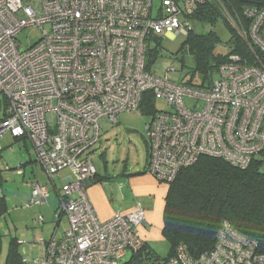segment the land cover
<instances>
[{"label": "built area", "instance_id": "2783aa9c", "mask_svg": "<svg viewBox=\"0 0 264 264\" xmlns=\"http://www.w3.org/2000/svg\"><path fill=\"white\" fill-rule=\"evenodd\" d=\"M206 1L0 0V94L8 101L0 136H26L52 181L72 171L58 190L67 228L42 241L37 264H123L141 250L147 210L137 205L100 220L87 185L97 173L89 149L100 140L101 119L117 124L120 113L139 110L147 91L173 107L146 125V168L158 181L171 183L201 155L241 168L264 161V7L245 9L251 23L241 34L252 60L232 55L210 88L184 84L173 65L160 71L158 59L149 60L151 39L187 35ZM28 27L42 36L21 50L16 37ZM29 185L27 205L44 202L50 187ZM219 226L212 249L193 257L181 245L167 264H264L258 240L229 221Z\"/></svg>", "mask_w": 264, "mask_h": 264}, {"label": "trees", "instance_id": "16d2710c", "mask_svg": "<svg viewBox=\"0 0 264 264\" xmlns=\"http://www.w3.org/2000/svg\"><path fill=\"white\" fill-rule=\"evenodd\" d=\"M247 7L263 8L264 0H209L199 5L191 18L209 25L210 29L196 31L193 24L185 35L187 40L182 49L192 54L195 65L187 72L190 75L188 79H185L187 75L181 77L184 84L210 88L219 66L230 61L232 55L252 60V48L241 34L251 23V17L245 13ZM226 13L244 27L241 26L239 31L231 25ZM219 24L230 31V38L226 42L233 48L226 53L217 51V46L223 41L216 30ZM159 55V47L153 49L149 56L150 62L157 60ZM180 60L184 63V58ZM197 76L201 77V82ZM153 97L151 91L145 92L139 109L149 115L158 111ZM7 104L6 97L0 94V122L5 118ZM13 137L16 141L28 140L26 136ZM261 165V161L254 160L248 167L241 168L230 164L223 157L201 155L195 163L181 169L177 177L168 183L162 215V235L170 243L168 256L161 258L151 243L144 239L141 250L123 264H167L181 245L190 256L197 257L215 246L219 225L223 221H229L241 233L258 240L264 247V172L260 169ZM146 167L144 171L131 175L148 173ZM2 173L0 167V185L4 181ZM108 177L109 174L100 175L97 171L93 181ZM8 209L7 199L0 195V218L8 215ZM3 238L0 231V252ZM7 247L5 264H25L16 236H10Z\"/></svg>", "mask_w": 264, "mask_h": 264}, {"label": "rangeland", "instance_id": "374dc122", "mask_svg": "<svg viewBox=\"0 0 264 264\" xmlns=\"http://www.w3.org/2000/svg\"><path fill=\"white\" fill-rule=\"evenodd\" d=\"M159 2V0H157ZM226 17L230 21L231 25L239 29L244 25L234 20L229 13H226ZM196 31L204 32L210 29L209 25L196 22L191 18ZM220 36L222 37L221 43L217 46V51L228 52L233 47L226 41L230 38V31L222 24L216 27ZM42 36V30L38 27H28L23 29L16 38L20 41V49L25 50L30 45L39 41ZM187 36L184 34L165 35L158 39H151V47L155 49L159 47L160 55L157 60V66L160 71L173 65L176 70L173 72L175 78H181L186 76L185 79L189 78V72L195 65V60L192 54L183 50V43L186 42ZM179 58H177V57ZM181 58H184V63H181ZM217 72L214 74V78H217ZM200 76H197V80H200ZM155 107L159 111H172L173 107L168 101L161 96H154ZM185 103L188 106H194L197 103L196 100L186 98ZM201 102L200 104H202ZM152 114H146L143 110L139 109L131 112H122L119 115V122L117 124H111L108 120L101 119L103 128L101 130L100 140L93 144L89 149L92 156L93 162L96 166V170L99 174H109L111 177L117 176L119 173L124 171L136 173L144 171L147 161V149L148 141L145 138V130L147 122L151 119ZM26 144L13 137L10 133H5L0 136V167L2 168L5 176L4 184L1 185L2 190L0 192L2 196H5L8 203V215L0 218V231L3 233V245L0 252V264H5L9 238L11 235L16 234L20 243V251L28 259L26 264H36L35 258L39 255L38 246L35 244L39 242V235L44 228L54 226L53 223L56 220L57 214L53 212L57 208L52 207V211L46 206V202L39 204H30L31 201V187L29 182L39 181L40 183L47 184L50 187V196L53 201H58L56 191L53 190V182L50 176L45 172V169L40 165L37 160L36 153L33 144L30 140ZM25 155V157H24ZM35 162H29L23 168L20 166L21 163H25L29 157ZM23 169H25L23 171ZM261 171L264 172V161H262ZM60 181L57 180V186L61 187ZM4 191V193H3ZM54 196V197H53ZM50 200V199H49ZM41 204V205H40ZM39 206H42L38 208ZM44 216V222L39 221L40 215ZM32 218L33 224L30 228L26 227V221L22 224L23 220ZM15 223V226L13 225ZM143 226V224H142ZM32 230H35L34 237ZM141 230V229H140ZM40 233V234H38ZM152 248L155 250L161 258L168 256L170 251V243L165 240V237L158 238L154 242H150ZM131 257L130 253H127L125 260H129Z\"/></svg>", "mask_w": 264, "mask_h": 264}, {"label": "crops", "instance_id": "0c3cea01", "mask_svg": "<svg viewBox=\"0 0 264 264\" xmlns=\"http://www.w3.org/2000/svg\"><path fill=\"white\" fill-rule=\"evenodd\" d=\"M21 141H23L27 146L28 140H21ZM147 154H148V149H147ZM35 161L32 160V157L30 155L29 159L25 160L24 161L25 163L22 162L20 166L23 168V166H25L27 163L35 162ZM147 164H148V155H147L146 165ZM24 170L25 169H23V171ZM2 174L4 181H6L4 172ZM71 174L72 171L68 170L67 168L60 170L57 174H55L52 184H53V190L56 191L55 195L57 196L58 201H53L51 200V198H48L50 195H47V198L44 201L46 202L45 205L49 206L48 208L51 211H52V207L55 206V208H57L55 211L53 210V212L57 214V216L55 222L53 223L54 226H50L49 228H44L41 234L38 233L40 234L39 235L40 243L35 244L36 246H38V250H39V255L34 257L36 264L38 257H40V255L42 254V245H41L43 244L42 241L43 240L48 241L53 237L61 238L64 234V231L67 228L66 217L64 214L60 213L59 207L61 206V199L60 196H58L59 194L58 190L60 187L57 186L56 182L57 180H59L60 181L59 183L62 185V182H65L67 181V179H70ZM131 174L132 172L124 171L122 173L121 171V173H119L116 177L115 176L111 177L109 175L108 178H105L101 181H97V182H94L93 180L90 181V184L87 185V193L89 199L98 216L97 218H99L100 220H107L117 213H127L135 206L141 205L147 210V215H146L147 218L143 223V226L140 228L141 229L140 234L142 238H144L146 241L154 242L156 239L163 237L162 227L164 225V221L162 215L164 213L165 199L168 192L167 190L169 189V184L158 181L149 173L139 174V175H131ZM1 185H0V189L2 190ZM29 187L31 186L29 185ZM40 207L42 206H39L38 208ZM31 219H32L31 217L30 218L28 217L27 219L22 221L23 222L22 224H24V221H26L25 223L28 229L30 228L31 224L34 223L32 222ZM43 220H44V216H43ZM43 220H40L39 218V221L44 222ZM13 225L15 226L14 228H16L15 223ZM34 231L35 230H32L30 233H32L33 236L34 235L36 236ZM11 236H16V234H13ZM16 237L18 238V236ZM27 262L28 259H26L25 264Z\"/></svg>", "mask_w": 264, "mask_h": 264}, {"label": "water", "instance_id": "95a60500", "mask_svg": "<svg viewBox=\"0 0 264 264\" xmlns=\"http://www.w3.org/2000/svg\"><path fill=\"white\" fill-rule=\"evenodd\" d=\"M90 184V183H89Z\"/></svg>", "mask_w": 264, "mask_h": 264}]
</instances>
